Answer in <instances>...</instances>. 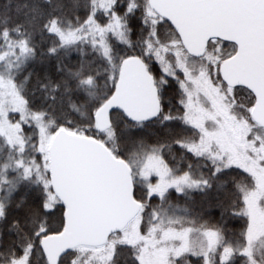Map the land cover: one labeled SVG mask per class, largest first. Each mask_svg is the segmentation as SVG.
Here are the masks:
<instances>
[{"label": "snow or ice", "instance_id": "obj_1", "mask_svg": "<svg viewBox=\"0 0 264 264\" xmlns=\"http://www.w3.org/2000/svg\"><path fill=\"white\" fill-rule=\"evenodd\" d=\"M0 264H264V0H0Z\"/></svg>", "mask_w": 264, "mask_h": 264}, {"label": "rangeland", "instance_id": "obj_2", "mask_svg": "<svg viewBox=\"0 0 264 264\" xmlns=\"http://www.w3.org/2000/svg\"><path fill=\"white\" fill-rule=\"evenodd\" d=\"M21 2H22V0H21ZM178 202L183 204V199H180Z\"/></svg>", "mask_w": 264, "mask_h": 264}]
</instances>
